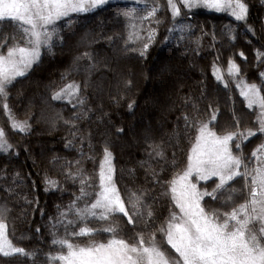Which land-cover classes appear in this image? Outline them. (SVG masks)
I'll return each mask as SVG.
<instances>
[{"label":"trees","instance_id":"1","mask_svg":"<svg viewBox=\"0 0 264 264\" xmlns=\"http://www.w3.org/2000/svg\"><path fill=\"white\" fill-rule=\"evenodd\" d=\"M242 1L248 9L245 21L183 7L174 17L165 0H142L109 3L58 22L62 40L51 51L42 49L40 60L0 97V129L11 145L0 152V210L6 209L0 219L13 244L30 254H0V264H60L50 257L67 249L54 245V238L88 246L113 235L133 244L141 235L148 242L154 234L159 248L176 259L159 229L170 211H177L168 182L186 166L196 123L215 114L209 127L219 135L255 132L232 142L234 154L244 161L242 172L245 165L255 167L252 153L264 144L257 109L247 107L237 87L238 81L255 83L264 95V1ZM153 9L155 15L144 19ZM14 45L25 46L23 33L0 24V53ZM229 61L240 69L236 77L229 75ZM217 69L222 80L213 75ZM73 82L80 86L83 105L76 96L52 100L53 92ZM13 119L26 122L28 130H15ZM237 142L240 149L234 147ZM105 146L130 214L133 194L141 197L144 215L133 217L132 224L121 213L109 221H81L68 211L81 195V178L88 195L78 207L94 200ZM156 150L163 155H155ZM70 172L78 174L75 179ZM213 181L203 185L211 191ZM250 186L251 176L247 187L244 176H237L217 200L205 197L209 203L202 204L207 211H231L248 200ZM109 226L116 232L104 231ZM81 227L94 231L72 235Z\"/></svg>","mask_w":264,"mask_h":264},{"label":"snow or ice","instance_id":"2","mask_svg":"<svg viewBox=\"0 0 264 264\" xmlns=\"http://www.w3.org/2000/svg\"><path fill=\"white\" fill-rule=\"evenodd\" d=\"M107 2L108 0H0V24L7 22L18 28L25 41V46H10L6 54L0 53V97H6L13 82L18 77H24L40 60L42 49L51 51L56 41L62 40L58 31L59 21L67 23V18L72 14L95 11ZM182 3L188 9L203 7L217 13L227 12L236 21L245 20L248 12L242 0H182ZM168 6L172 9L174 17L180 14V9L173 0H168ZM154 15L155 9L144 19ZM147 48L148 43H145L140 54L144 55ZM81 58L76 59L79 61ZM239 72V67L229 61V75H238ZM218 73L219 69L213 75L217 80H222L223 77ZM237 87L240 88V95L247 107L252 109L255 106L259 109L258 131L264 133V95H261V88L255 83L248 84L243 81ZM79 92L80 86L73 82L53 92L51 98L60 100L76 96L78 103L83 105L85 100L78 95ZM129 107L131 108V105ZM4 108L7 111L8 105L5 104ZM214 120L215 114L208 122L196 123L186 167L168 182L171 201L178 212L170 211L166 226H161L159 230L165 233L168 245L178 254V260L169 259L156 244L154 234L148 242H145L142 235L138 243L133 244L113 235L106 243L92 242L88 246L74 244L67 238H54L52 243L62 249L66 248L67 251L66 254L62 253L50 259L61 261L62 264H180L181 261L182 264H264V156L257 155L258 151L264 152V144L252 153L256 157L257 166L249 169L245 165L244 171L241 172L244 161L234 154L232 142L241 138L247 139L248 136L255 135V132L249 129L246 133L233 131L218 135L209 127ZM185 121L186 126H189L188 117H185ZM12 127L26 132L28 124L13 119ZM234 147L240 149V143H235ZM10 148L4 131L0 130V152ZM155 155L162 156L163 153L156 150ZM113 174L112 153L105 146L94 200L85 203L82 208L78 207L77 201L88 195L83 187L86 181L81 178V195L72 201L68 211L74 212L81 221L89 217L109 221L115 214L121 213L128 218V223L132 224L133 217L143 216L144 213L140 211L141 197L133 194L134 198L129 201L132 210L130 214L115 185ZM69 175L75 179L78 174L70 172ZM241 175L245 178L246 187L248 177L251 176L250 199L222 214L218 209L207 211L205 204L209 202L205 201V197H210L212 201L217 200L229 182ZM213 177L216 180L213 181L215 186L211 191L207 185L198 187L201 181L207 182ZM47 183L55 184L51 180ZM202 201H205V204H202ZM4 211L6 209L0 210V216ZM67 214L63 212L61 216L66 217ZM152 216L153 213L147 211V219L150 220ZM257 219L262 222L259 229L260 238L249 227L250 223ZM72 223V220H68V224ZM116 230L114 226L104 229L111 233ZM93 231L91 228L81 227L78 233L73 232L72 235H90ZM0 254L5 257L13 254L30 255L9 239L3 219H0Z\"/></svg>","mask_w":264,"mask_h":264},{"label":"rangeland","instance_id":"3","mask_svg":"<svg viewBox=\"0 0 264 264\" xmlns=\"http://www.w3.org/2000/svg\"><path fill=\"white\" fill-rule=\"evenodd\" d=\"M124 1H134V2H140V1H142V0H108V2L106 3V4H109V3H115V2H124ZM166 1V3H167V5H168V0H165ZM264 1V0H263ZM173 2L176 4V6L180 9V7H183V8H186V7H184L183 6V3H182V0H173ZM243 2V1H242ZM244 3V2H243ZM105 4V5H106ZM104 6V5H103ZM169 7V6H168ZM169 9H170V11H171V13H172V9L169 7ZM186 9H188V8H186ZM188 10H190V11H204V12H207V13H217V12H215V11H213V10H209V9H206V8H203V7H197V8H192V9H188ZM221 13H224V14H227L228 16H230V17H232L233 19H235L233 16H231L229 13H227V12H221ZM243 21H245V20H243ZM263 27H264V23H263ZM4 54H6V53H4ZM30 70V69H29ZM28 70V71H29ZM233 76H237V75H233ZM241 81H238V83H237V85L240 83ZM244 82V81H243ZM239 91H240V88H239ZM244 99V98H243ZM246 103V102H245ZM247 105V104H246ZM253 108H255V109H257V112L259 113V109L258 108H256L255 106L253 107ZM252 108V109H253ZM11 126H12V120H11ZM29 128V127H28ZM1 130V129H0ZM15 130H18V129H15ZM28 130V129H27ZM219 135V134H218ZM261 156H264V152H261ZM257 166V160H256V157H255V167ZM186 167V166H185ZM184 167V168H185ZM240 171L242 172V169H240ZM182 172V171H181ZM114 175V174H113ZM236 178V177H235ZM234 178V179H235ZM114 179V178H113ZM211 180H216V178L215 177H213ZM210 181V180H209ZM208 182V181H207ZM203 183H206V182H204V181H201L199 184H198V187H200V185H203ZM250 199V196L248 197V200ZM177 212H178V209H177ZM261 226H262V222L259 220V219H257V220H253L251 223H250V225H249V227H250V229L254 232V233H256L257 235H258V238H259V236H260V233L258 232L259 231V229L261 228ZM118 239H120L119 237H117ZM111 239V238H110ZM108 241V240H107ZM107 241H104L103 243H106ZM167 241V240H166ZM174 250V249H173ZM174 252H175V250H174ZM176 253V252H175ZM167 255V254H166ZM176 259H174V260H171L170 258V260L171 261H175V260H178L179 259V257H178V254L176 253ZM60 264H62V262H60ZM180 264H182V261L180 262Z\"/></svg>","mask_w":264,"mask_h":264}]
</instances>
